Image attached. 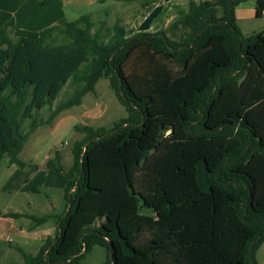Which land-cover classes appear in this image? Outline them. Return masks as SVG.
Here are the masks:
<instances>
[{"label": "trees", "instance_id": "obj_1", "mask_svg": "<svg viewBox=\"0 0 264 264\" xmlns=\"http://www.w3.org/2000/svg\"><path fill=\"white\" fill-rule=\"evenodd\" d=\"M55 1L36 0L32 17ZM161 1L143 6L149 14ZM244 1L190 0L199 26L182 42L164 28L97 26L90 15L26 38L0 27V163L8 157L25 168L20 154L31 135L82 105L100 79L128 113L110 128L76 127L83 137L72 151L68 208L36 256L18 248L23 264H81L96 246L107 250V264H259L264 31L245 37L238 27ZM263 16L257 0L255 17ZM68 86L71 95L55 106ZM47 167L65 179L60 154ZM28 218L33 228L50 219Z\"/></svg>", "mask_w": 264, "mask_h": 264}, {"label": "rangeland", "instance_id": "obj_2", "mask_svg": "<svg viewBox=\"0 0 264 264\" xmlns=\"http://www.w3.org/2000/svg\"><path fill=\"white\" fill-rule=\"evenodd\" d=\"M145 1L147 0L127 3L105 0L102 3L101 0H56L45 12L34 18L32 15L38 5L36 0H0V25L4 31H11L13 38H26L31 33L48 34L65 22L90 15L97 26L105 22L107 27L121 24L134 29L148 14V8L143 6ZM189 1L174 0L161 20L152 25L150 32L164 28L168 36L177 42L191 36L199 26V20L190 13L187 6ZM256 7L257 0H245L236 9V22L245 37L264 31V16L261 19L255 17ZM179 9L186 12L180 19ZM71 92L70 86L64 88L54 103L55 106L69 98ZM39 114L44 118L48 117L47 110ZM126 117L128 113L111 89L109 80L100 79L95 93L86 95L82 105L63 112L52 125L40 127L31 135L20 154V159L27 164L25 168L10 165L8 157L2 160L0 214H20L24 217H0V264H23L24 259L18 248L23 249L26 254L36 256L49 239L56 238L59 221L68 208L66 182H71L76 177L71 171L72 151L76 141L83 137L76 127L110 128ZM28 125L29 122L23 125L24 130L28 129ZM57 153L60 154L65 179L47 167L48 161ZM31 216H49L50 219L33 228L36 223L28 218ZM257 259L259 264H264V244L258 251ZM107 260V250L96 246L81 264H107Z\"/></svg>", "mask_w": 264, "mask_h": 264}, {"label": "water", "instance_id": "obj_3", "mask_svg": "<svg viewBox=\"0 0 264 264\" xmlns=\"http://www.w3.org/2000/svg\"><path fill=\"white\" fill-rule=\"evenodd\" d=\"M172 0H162L143 20V22L137 27L136 32L145 33L150 32L152 29L153 22L160 15L165 5L170 3ZM69 210V209H68Z\"/></svg>", "mask_w": 264, "mask_h": 264}, {"label": "crops", "instance_id": "obj_4", "mask_svg": "<svg viewBox=\"0 0 264 264\" xmlns=\"http://www.w3.org/2000/svg\"><path fill=\"white\" fill-rule=\"evenodd\" d=\"M200 2H210V1H208V0H202V1H200ZM200 2H198V3H200ZM216 2H218V0H215V1H213V2H211V3H216ZM220 13H221V11H219ZM184 15H186V12H185V14ZM181 17H178V19H180ZM0 27H1V25H0ZM3 29L1 28V31H2ZM4 31V30H3ZM2 31V32H3Z\"/></svg>", "mask_w": 264, "mask_h": 264}]
</instances>
